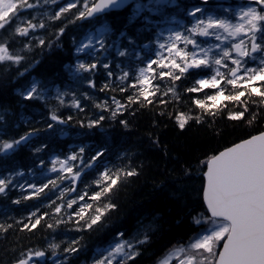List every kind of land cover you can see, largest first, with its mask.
<instances>
[{"label":"snow or ice","instance_id":"obj_1","mask_svg":"<svg viewBox=\"0 0 264 264\" xmlns=\"http://www.w3.org/2000/svg\"><path fill=\"white\" fill-rule=\"evenodd\" d=\"M49 2L57 0H44ZM121 2L68 0L49 15L60 23L46 43L45 35L38 34L48 32L45 22L28 11L38 4L0 0V64L5 71L15 67L11 82L23 80L11 90L0 88V158L14 160L27 150L34 166L0 174V215L5 217L0 241L19 230L39 231L47 243L46 248L22 249L12 264H79L81 256L84 264H141L152 243L147 232L129 235L127 229L115 228L108 246L94 250L85 237L106 227L118 208L120 189L143 174L145 160L128 137L137 113L157 101L168 104L165 97L189 105L187 111L167 114L171 133L185 142L174 144L154 133L148 137L150 155L164 163L163 168L157 164V176L163 178L158 190L171 189L186 201L187 211L176 223L194 233L172 255L178 264H264V129L238 142H222L218 127L264 123V0H248L238 12L222 7L220 14L205 8L208 0H202L187 12L191 26L158 42L154 57L137 63L127 49L117 47L116 56L125 59L114 63L103 36L77 41L69 25L82 27L94 14ZM209 39L216 43L204 46ZM8 40L20 47L10 51ZM53 45L64 52L63 58L52 71H38ZM37 48L41 51L30 58ZM97 91L125 95L99 97ZM17 96L20 108L41 109V118L22 115L24 124L33 126L14 134L5 117L12 114ZM159 115L166 114L161 110ZM73 127L80 131L67 144L63 138ZM212 143L219 146L205 150ZM37 169L44 178L40 183L23 179L34 177ZM34 200L39 202L26 205ZM22 205L31 209L26 216L9 214Z\"/></svg>","mask_w":264,"mask_h":264},{"label":"trees","instance_id":"obj_2","mask_svg":"<svg viewBox=\"0 0 264 264\" xmlns=\"http://www.w3.org/2000/svg\"><path fill=\"white\" fill-rule=\"evenodd\" d=\"M168 1L174 2V4H161V0H139V3L149 4L150 7L145 8L138 15H134L131 9L108 14L104 18V22L109 28L111 39L115 42L114 50L108 51L109 59L113 60L114 63L125 59L116 56L117 47H119L120 50L127 49L130 53L129 59L137 63L141 58H152V51L158 40L160 23L173 18L188 21L187 12L193 6L200 5L202 2L201 0ZM203 6L215 14H218L219 12L217 5L212 0H208V4ZM73 12H76V9H73L70 13H65L64 16L61 17V20H64L65 17L71 16ZM99 21L100 20L98 19L83 22L82 27H75L73 25H69V27L74 28L73 35L76 40H79L87 30L94 29ZM59 23L60 21L51 20L46 25L48 28L47 33H45L44 30L39 31L45 35L46 43L48 40L54 39L53 34L57 31L55 25ZM77 23L79 24L81 22ZM121 33H123V35H121ZM130 40L134 41V43L129 44ZM7 43L9 44L10 51L20 47L18 43H15L12 40H8ZM145 45H148V48H145ZM66 48L67 45L65 46V50ZM40 51L41 50L37 48L34 53L29 54L30 58ZM139 53H141L142 57L137 59ZM63 56L64 52L60 49H56L55 45H53L51 55L45 50L43 65L38 71H52L58 66V61L62 59ZM140 66L142 67L144 65L141 64ZM14 75L15 67L5 71V66L0 64V88L6 87L11 90L18 87L19 83H23V80L19 82H11ZM177 83L178 85L180 84V82ZM187 83L190 85L191 82L189 81ZM97 95L99 97L116 96L117 99H120V97L125 94L108 91L105 93H99L97 91ZM184 95L187 96L188 94L185 93ZM202 95L203 93H201V96ZM15 99L16 103H13L11 106L12 114L5 118L9 129L13 130L14 134H19L33 126L32 124H24L21 120V116L29 117L32 121L38 120L41 118V109H22L19 107V97L17 96ZM165 99L169 100L168 104L160 105L157 101L155 107L149 106L137 113L133 125V132L128 139L132 144L138 145L136 150L142 154V159L145 160L147 166L139 179L133 180L126 187L120 189L118 196L115 197L118 208L114 213L109 214L110 218L107 221L106 227L85 237L89 249L94 250L97 246H100L101 248L107 247L111 242L110 233L115 228H125L128 230L129 235L141 230L143 233L147 232L152 241L151 246L144 255V259L141 261V264H159L162 259L175 251L178 247L181 245L186 246L188 238L194 235V233L186 232L183 227L177 225L176 221L187 211V208L185 207L186 201L179 194H171V189H165L164 191L158 190V185L163 178L157 176V164H159L160 168H163L164 163L162 161H156L150 155L152 149L148 142V137L153 133L161 140H168L174 144L185 142L179 140L171 133L172 120L167 118V114L171 113L174 115L176 110L187 111L189 105L185 100H181L178 105L168 97H165ZM96 102L102 103L103 100L98 99ZM122 102H127L126 96ZM55 103L54 100L51 101L50 106ZM60 110L64 111L65 109L61 108ZM161 110L166 114L163 118L159 115ZM158 121L162 122L159 124V127H156ZM17 125H19L18 129L16 128ZM165 125H167V127H165ZM218 127L221 129V135L223 137L222 142H238L241 137H246L249 133L258 134V129H264V123L257 121L253 126L238 125L236 127L219 124ZM67 131H69V135L63 140L65 143L71 144L75 140L76 132L80 130L77 127H73L67 129ZM113 132L116 135L119 134L116 129H113ZM218 146V143H212L205 144L204 148L206 150L210 147ZM173 156H175V152H173ZM32 167L34 166L32 165L30 154L27 150H22L14 160H4L3 158H0V174H4L7 171H12L17 168L27 172ZM23 179H32L37 183L44 180L38 169L36 170L34 177L29 178L26 176ZM47 191L48 190L46 189V192ZM39 199H43V194ZM38 202V200L28 201L26 202V205ZM26 205H22L20 210L10 212L9 214L15 216L17 219L26 216L31 210ZM12 207L14 209L16 208V206ZM46 210L47 209H41V211ZM2 219H5V217L0 215V220ZM8 222L12 223V221ZM71 235L72 234H68V236L63 237V239L67 240ZM57 242L59 243L60 240H57ZM64 246V244H61V250ZM46 247L47 243L44 239V234L41 232L38 231L33 235L24 231H14L7 240L0 241V264H12L14 256L22 249L26 251L28 248ZM12 249H15V252L12 251ZM84 260L85 257L81 256L79 264H84Z\"/></svg>","mask_w":264,"mask_h":264},{"label":"rangeland","instance_id":"obj_3","mask_svg":"<svg viewBox=\"0 0 264 264\" xmlns=\"http://www.w3.org/2000/svg\"><path fill=\"white\" fill-rule=\"evenodd\" d=\"M94 1L95 0H87V2L90 5L93 4ZM237 1H239V3H240L234 9L237 12H238L239 8L245 7L248 4V0H237ZM29 2L36 3L39 5V7L36 9L28 10V11L31 12L32 15L36 16L37 21L42 20L47 25L49 23V21H51L48 18L49 15H51L54 10H58L59 6H62L63 4L67 3L68 0H57L56 4H52L51 2L46 4V3H44V0H29ZM137 5H140V4H136L133 7V12H135V13L141 12L144 8L143 5H140V8L137 9ZM78 7H80L82 10V4H78ZM29 18H31V17H29ZM170 23H171V21H170ZM188 26L190 27V25H188ZM105 28H107V26L105 23L102 22L101 24H99L97 26L96 29L91 30V31H86L85 34L79 39V41H86L87 37L90 35L95 37L96 39H99V38H101V36H103L107 49L111 50L114 48V44L112 43V40L109 43L107 42V37H108L109 32H108V30L106 32H104L103 30ZM39 31H42V30H38V33L40 34ZM173 31H177V30L174 29L173 27L169 26V25L166 27H163L161 29V32H160L161 40L159 42L164 41L167 38V36L169 35V33L173 32ZM214 43H216L214 40L209 39L207 41H204V46H209V45L214 44ZM138 233L141 234L142 232L139 231ZM174 260H175V257L171 254L167 259H165L163 262H161V264H164L165 261H167V264H171Z\"/></svg>","mask_w":264,"mask_h":264},{"label":"water","instance_id":"obj_4","mask_svg":"<svg viewBox=\"0 0 264 264\" xmlns=\"http://www.w3.org/2000/svg\"><path fill=\"white\" fill-rule=\"evenodd\" d=\"M135 0H122V2L120 3V6H112L110 8L105 9L104 11L100 12V13H96L94 14V16L91 19L103 16L109 12H115V11H121L124 10L125 8L131 6L134 3ZM219 1H225V0H219ZM96 3H99V0H97Z\"/></svg>","mask_w":264,"mask_h":264}]
</instances>
